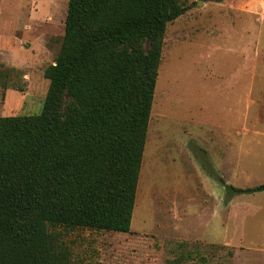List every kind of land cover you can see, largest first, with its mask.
Returning <instances> with one entry per match:
<instances>
[{
  "label": "rangeland",
  "instance_id": "obj_1",
  "mask_svg": "<svg viewBox=\"0 0 264 264\" xmlns=\"http://www.w3.org/2000/svg\"><path fill=\"white\" fill-rule=\"evenodd\" d=\"M131 230L49 226L66 264H264V0H178ZM68 0H0V116L41 112ZM22 88L23 91H19Z\"/></svg>",
  "mask_w": 264,
  "mask_h": 264
},
{
  "label": "trees",
  "instance_id": "obj_2",
  "mask_svg": "<svg viewBox=\"0 0 264 264\" xmlns=\"http://www.w3.org/2000/svg\"><path fill=\"white\" fill-rule=\"evenodd\" d=\"M184 11L68 0L41 112L0 116V264H66L49 226L131 230L165 31Z\"/></svg>",
  "mask_w": 264,
  "mask_h": 264
},
{
  "label": "bare ground",
  "instance_id": "obj_3",
  "mask_svg": "<svg viewBox=\"0 0 264 264\" xmlns=\"http://www.w3.org/2000/svg\"><path fill=\"white\" fill-rule=\"evenodd\" d=\"M140 175H141V173H140Z\"/></svg>",
  "mask_w": 264,
  "mask_h": 264
}]
</instances>
